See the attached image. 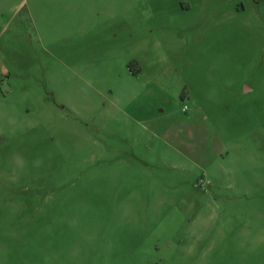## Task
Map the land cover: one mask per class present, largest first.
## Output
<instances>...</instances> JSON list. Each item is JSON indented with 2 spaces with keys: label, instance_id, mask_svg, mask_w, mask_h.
Segmentation results:
<instances>
[{
  "label": "rangeland",
  "instance_id": "rangeland-1",
  "mask_svg": "<svg viewBox=\"0 0 264 264\" xmlns=\"http://www.w3.org/2000/svg\"><path fill=\"white\" fill-rule=\"evenodd\" d=\"M0 264H264V0H0Z\"/></svg>",
  "mask_w": 264,
  "mask_h": 264
}]
</instances>
